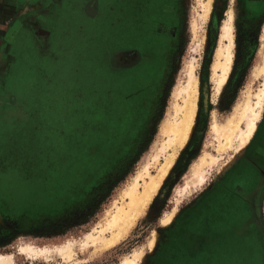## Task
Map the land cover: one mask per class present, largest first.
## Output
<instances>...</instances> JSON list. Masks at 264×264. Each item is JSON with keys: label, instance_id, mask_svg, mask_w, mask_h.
I'll list each match as a JSON object with an SVG mask.
<instances>
[{"label": "rangeland", "instance_id": "rangeland-1", "mask_svg": "<svg viewBox=\"0 0 264 264\" xmlns=\"http://www.w3.org/2000/svg\"><path fill=\"white\" fill-rule=\"evenodd\" d=\"M16 1L11 21L41 16L43 23H33V40L25 48L18 45L11 61L1 63L0 106L15 103L0 118L16 121L13 126L2 122L0 131V254H14L18 264H65L56 255L31 260L19 247L79 241L104 220L122 189L158 149L174 91L194 58L199 99L189 141L129 234L95 256L76 247L72 263L121 264L144 246L140 264H170L169 253L168 261L164 253L184 219L222 183L237 184L235 171L254 159L258 140L264 146V111L242 154L230 149L219 156L211 132L213 115L227 119L249 89L258 91L264 83V76L255 78L262 63L264 2L214 0L203 27L205 41L195 51L192 30L200 0ZM42 9L44 14L38 15ZM230 9L236 12L234 60L214 97L213 67ZM160 18L166 23L163 31ZM111 53H118V62H110ZM206 153L221 161L206 168L202 188L180 197L178 190ZM173 208V223L162 226L160 220ZM203 227L200 222L189 229L201 233ZM153 232L157 243L149 251ZM241 256L242 251L224 264H240Z\"/></svg>", "mask_w": 264, "mask_h": 264}, {"label": "bare ground", "instance_id": "bare-ground-1", "mask_svg": "<svg viewBox=\"0 0 264 264\" xmlns=\"http://www.w3.org/2000/svg\"><path fill=\"white\" fill-rule=\"evenodd\" d=\"M213 2L214 0H200L199 9L196 12L197 19L195 18L192 30L196 38L192 48L195 51H199L205 41L203 27L212 11ZM230 11L232 17L229 19L228 13V20L222 28L220 45L216 52V61L213 67L214 97L220 94L222 87L225 85L234 60V20L236 12L231 9ZM260 53L262 63L256 67V79L264 76V42ZM196 70V59L193 58L188 62L184 76L174 91L170 116L162 123L160 129L162 140L158 149L128 185L122 189L112 205L110 204L111 207L105 212L104 220L92 231L84 236L82 235L79 241H71V239L64 244L61 243V245H55V247L51 248L36 247L23 243L24 245L19 247L21 255L27 256L34 261L40 258L48 261L56 255L61 257L65 264H72L77 256L76 247L79 248L82 254L92 252L95 256L120 243L129 234L145 213L146 208L157 194L162 183H164L163 181L172 168L180 150L185 147L191 137L199 99ZM263 111L264 83L258 91L252 92L249 89L227 119L220 121L213 115L211 132L218 142V144L216 142L217 154L221 156L230 149L242 154L249 141L255 135L258 123L263 118ZM161 157H163L162 162ZM220 161V157L206 153L193 167L184 186L178 190L179 196L183 197L190 191L202 188L206 182V168L213 167L219 164ZM152 166L156 169L154 174L151 172ZM166 215L171 214L169 212L164 217ZM150 241H155L156 244L157 234L152 236ZM145 252L146 249L142 246L134 250L132 254L125 256L121 264H140ZM0 264H18V261L14 254H0Z\"/></svg>", "mask_w": 264, "mask_h": 264}, {"label": "flooded vegetation", "instance_id": "flooded-vegetation-1", "mask_svg": "<svg viewBox=\"0 0 264 264\" xmlns=\"http://www.w3.org/2000/svg\"><path fill=\"white\" fill-rule=\"evenodd\" d=\"M117 68V67H115ZM259 139V136L257 137ZM261 145V147H260ZM256 155L254 159L246 162L243 169L249 168L252 172L250 183L247 185L240 184V189L245 191L246 194L231 195L238 202L239 207L246 211L244 219L235 222L234 225L228 229L219 228L216 230H210L209 227L203 228L201 233L190 232L188 240L190 243H194L196 247L188 248L187 250H193L201 258L200 264H224L225 260L235 261L236 254L242 251L241 263L248 264V254H250V264H259L258 251L264 254V146L263 142L255 144ZM242 168L236 170V174L242 175L240 171ZM233 172V173H235ZM236 176V177H237ZM235 177V179H237ZM246 184V183H245ZM226 182L221 184V187H226ZM237 186V184L235 185ZM220 188V186H219ZM213 193V192H212ZM211 193V194H212ZM209 194L208 197L211 195ZM206 198V200L208 199ZM205 201V200H204ZM219 207V206H218ZM224 209L225 207L222 206ZM227 213V212H226ZM228 214V213H227ZM199 244V247H197ZM259 245V246H258ZM240 246L245 248L242 250ZM254 249L251 250L250 247ZM196 248V249H195ZM258 248L256 251L255 249ZM192 253V252H191ZM172 260L174 264H184L180 260L179 255L188 256L182 248H175L172 254ZM264 264V258L262 259Z\"/></svg>", "mask_w": 264, "mask_h": 264}, {"label": "crops", "instance_id": "crops-1", "mask_svg": "<svg viewBox=\"0 0 264 264\" xmlns=\"http://www.w3.org/2000/svg\"><path fill=\"white\" fill-rule=\"evenodd\" d=\"M29 1L31 3L33 0ZM44 2V0L41 1V3ZM24 4H26V0L25 2H23L22 5ZM17 5L18 3L16 0H0V72L1 63H9L11 61V56L14 54L15 49L18 45H21L23 46V48H25L27 42L33 40V23L39 21H41L40 24L43 23V19L41 16L38 17L36 21H33L31 19L11 21V16L14 10L13 6L17 7ZM41 14H44L43 9L39 12L38 15ZM39 40L41 41V39ZM14 103L15 102L8 105L4 104V107L0 106V116L1 111L11 110V108L14 107ZM15 121V117H10L7 120L4 117L0 118V131L1 128L5 127L2 126V122L6 123L8 126H13ZM251 175L252 172L249 168L243 169L242 175H238L236 177V183L238 185L242 184L248 186V184L250 183ZM226 184V187L216 189L208 197L207 200L202 202V204H200L198 208L194 210V212H196L195 224L204 222L203 228L205 229L209 227L210 230H216L219 228L228 229L230 226L234 225L235 222H238L245 218L246 212L241 207H239L238 202L234 200L235 198L231 195L233 190L235 191L233 192V194L236 195V192L240 191L241 187L235 186L236 184H234L232 180H230ZM222 206H224L225 208L223 209ZM185 234V241L180 244V248L187 250L189 248V243L187 242V239L190 235V232L186 231ZM194 243L197 244V242ZM194 247H196L195 244ZM197 247H199L200 249L199 245ZM258 257H262L263 259L264 254L259 252Z\"/></svg>", "mask_w": 264, "mask_h": 264}, {"label": "trees", "instance_id": "trees-1", "mask_svg": "<svg viewBox=\"0 0 264 264\" xmlns=\"http://www.w3.org/2000/svg\"><path fill=\"white\" fill-rule=\"evenodd\" d=\"M162 5H161V7H162ZM160 12H161V9H160ZM160 12H159V17H160ZM159 20L161 21L162 25H166V23L164 21H162V18H160ZM128 54L133 55V52H128ZM137 65H138V63L134 64L133 66H130L128 68H133V67H135ZM191 215L184 219V221L181 224L182 230H179L178 233L175 236L172 237L171 241L169 242V245L167 246V249L165 250V253H164V257L165 258H164V260L168 261L167 260V253H169L168 255H170V264H174V261L172 260V256H173L172 254H173L174 249L175 248H180V244L185 241L184 238L186 236V234H185L186 231L191 232V230L189 228L196 221V218H195L196 212L193 211ZM189 237H190V235H189ZM187 242L189 243V246H188L189 248L194 246V243H190V241L188 239H187ZM188 254H189V252H188ZM192 254H190V256L188 255L187 257L184 256V255H179L180 256V260L181 261L184 260L185 261L184 264H194L195 262L197 264H200L201 259H200L199 255L196 254V253H193V252H192Z\"/></svg>", "mask_w": 264, "mask_h": 264}, {"label": "snow or ice", "instance_id": "snow-or-ice-1", "mask_svg": "<svg viewBox=\"0 0 264 264\" xmlns=\"http://www.w3.org/2000/svg\"><path fill=\"white\" fill-rule=\"evenodd\" d=\"M236 2H237V0H232L233 4H235ZM261 2H264V0H261ZM231 17H232V13L230 11L229 12V19H231ZM161 30L162 31L164 30L163 25L161 26ZM109 60L111 63L118 62V60H119L118 53H111L109 55ZM77 127H80V126L77 125ZM69 135H71V132H69ZM72 142L75 143V141H72ZM237 194L239 195L240 193L238 192ZM176 211H177V209L173 208L171 215H166L163 219H161L160 224L162 226H165V227L172 224L173 223V217L175 216ZM155 235H156V233L153 232V236H155ZM154 247H156L155 241H150L149 244L147 245V248L149 249V251H151Z\"/></svg>", "mask_w": 264, "mask_h": 264}]
</instances>
